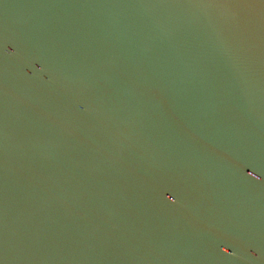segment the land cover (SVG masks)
<instances>
[{"label":"water","instance_id":"obj_1","mask_svg":"<svg viewBox=\"0 0 264 264\" xmlns=\"http://www.w3.org/2000/svg\"><path fill=\"white\" fill-rule=\"evenodd\" d=\"M0 264H264V0H0Z\"/></svg>","mask_w":264,"mask_h":264}]
</instances>
